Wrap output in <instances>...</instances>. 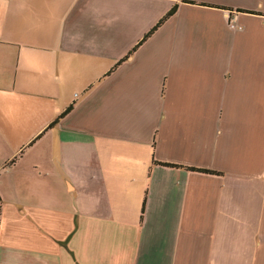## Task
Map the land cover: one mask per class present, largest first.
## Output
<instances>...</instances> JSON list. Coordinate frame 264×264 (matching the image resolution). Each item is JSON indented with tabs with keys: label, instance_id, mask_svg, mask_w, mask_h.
Wrapping results in <instances>:
<instances>
[{
	"label": "crops",
	"instance_id": "crops-1",
	"mask_svg": "<svg viewBox=\"0 0 264 264\" xmlns=\"http://www.w3.org/2000/svg\"><path fill=\"white\" fill-rule=\"evenodd\" d=\"M0 264H264V0H0Z\"/></svg>",
	"mask_w": 264,
	"mask_h": 264
},
{
	"label": "trees",
	"instance_id": "trees-1",
	"mask_svg": "<svg viewBox=\"0 0 264 264\" xmlns=\"http://www.w3.org/2000/svg\"><path fill=\"white\" fill-rule=\"evenodd\" d=\"M176 12L175 9H173L168 15L167 17H165V19H163L161 21V23L158 25L157 28H159V26L166 20L168 19L169 17H171L174 13ZM156 28V29H157ZM164 166H167V167H172V168H178L177 165H173V164H164ZM190 171H195V172H200V173H205V174H217V172H214V171H210V170H206V169H198V168H188Z\"/></svg>",
	"mask_w": 264,
	"mask_h": 264
},
{
	"label": "rangeland",
	"instance_id": "rangeland-1",
	"mask_svg": "<svg viewBox=\"0 0 264 264\" xmlns=\"http://www.w3.org/2000/svg\"><path fill=\"white\" fill-rule=\"evenodd\" d=\"M232 27L234 30H240L241 29L240 27H237V25H235V24H233Z\"/></svg>",
	"mask_w": 264,
	"mask_h": 264
}]
</instances>
